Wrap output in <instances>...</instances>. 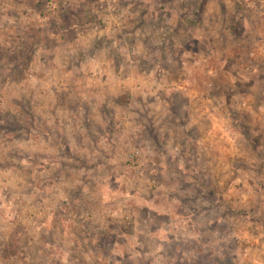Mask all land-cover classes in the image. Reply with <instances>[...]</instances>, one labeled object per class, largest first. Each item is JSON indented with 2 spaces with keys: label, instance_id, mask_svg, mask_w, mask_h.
I'll list each match as a JSON object with an SVG mask.
<instances>
[{
  "label": "rangeland",
  "instance_id": "obj_1",
  "mask_svg": "<svg viewBox=\"0 0 264 264\" xmlns=\"http://www.w3.org/2000/svg\"><path fill=\"white\" fill-rule=\"evenodd\" d=\"M22 5L0 264H264V0Z\"/></svg>",
  "mask_w": 264,
  "mask_h": 264
},
{
  "label": "crops",
  "instance_id": "obj_2",
  "mask_svg": "<svg viewBox=\"0 0 264 264\" xmlns=\"http://www.w3.org/2000/svg\"><path fill=\"white\" fill-rule=\"evenodd\" d=\"M22 1L23 0H0V15L1 16L3 15L2 17L3 24L8 25V22L15 23V21L18 22V24H20L23 19H25V21L31 20V22L33 23L41 22L43 18L47 19L46 16L42 15L44 13H42L41 10L39 9L34 8L33 10L24 11L22 8L23 6ZM20 25H17V27H20ZM25 27L28 26L27 25L25 26V24L21 25L22 28L21 31L24 32ZM12 31L15 32V29H12Z\"/></svg>",
  "mask_w": 264,
  "mask_h": 264
}]
</instances>
